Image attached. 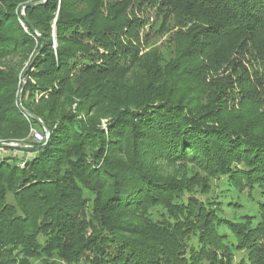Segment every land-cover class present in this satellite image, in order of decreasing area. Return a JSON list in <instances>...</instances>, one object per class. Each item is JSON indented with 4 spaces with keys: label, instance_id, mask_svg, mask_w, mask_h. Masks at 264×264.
Listing matches in <instances>:
<instances>
[{
    "label": "trees",
    "instance_id": "1",
    "mask_svg": "<svg viewBox=\"0 0 264 264\" xmlns=\"http://www.w3.org/2000/svg\"><path fill=\"white\" fill-rule=\"evenodd\" d=\"M37 1L0 0V142L34 154L0 157V264H264V0Z\"/></svg>",
    "mask_w": 264,
    "mask_h": 264
},
{
    "label": "rangeland",
    "instance_id": "2",
    "mask_svg": "<svg viewBox=\"0 0 264 264\" xmlns=\"http://www.w3.org/2000/svg\"><path fill=\"white\" fill-rule=\"evenodd\" d=\"M40 1V0H39ZM37 1V2H39ZM43 1H47V0H42L41 2ZM27 9V8H26ZM21 14H25V9L24 8H21ZM145 33L146 32H142L140 35L141 37H145ZM168 39V36L167 35H164V36H159L158 38H155L153 39V41L151 43H148V46H147V49H146V52L147 51H150L152 48H157L163 55L164 54H167L169 55L170 54V48H169V45H167L165 42L167 41ZM54 44L56 45V37L54 35ZM143 72H142V69H136L135 72H134V75H133V78L134 76L137 77V75H141ZM33 83H35V81H33ZM72 110L75 111L76 110V105L72 107ZM82 118L84 119H87L86 116H82ZM99 128L105 133V138L106 140L108 141L109 140V130H110V123H109V120L106 119V118H101L100 120V123H99ZM36 131H33V135ZM45 134H48L47 132H45ZM33 142H35L36 144L38 145H43L45 143H38L36 142L35 138H32ZM47 140V139H46ZM46 142V141H44ZM4 143V142H2ZM108 143V142H107ZM16 144V143H14ZM32 146H27L25 148H31ZM18 148V147H17ZM15 149V148H13ZM11 155L13 157H17L19 156L20 158H22V160L26 157H31L33 156L34 154L33 153H27L25 154V152H8L6 151L5 149H0V157H2L3 155ZM180 165L176 166V167H171V168H167L165 169V174L167 175H177V176H180L182 178H185V179H190L192 178L193 176L194 177H197L199 181H208L209 182V185L212 187V191L214 194V196L218 195V196H221V195H224L226 198H224L225 201L227 200H231L230 204L232 202H240L241 205H244V207H241V208H238V209H233L231 208L230 206L226 205V206H223V215L224 217L226 218H229V219H235L234 217H238V216H243L245 214H249V215H255L256 217L258 216V214L256 215L257 211H256V206L255 204L249 199L248 197V194H250V191L249 190H244L243 193H239V192H222L221 189H218L217 190V186L220 185L219 181L217 180H210L208 177H207V174L203 171H201L198 167H195L193 164H182L179 163ZM185 174V175H184ZM184 176V177H183ZM223 189H225V187H227V184L224 182L223 185H220ZM192 190L193 192H196L197 194H200L202 192V189L200 187V185L195 181L192 183ZM221 191V192H220ZM220 193V194H218ZM100 196V195H99ZM99 196H97V194L95 195L94 193L90 195V199H91V202L89 203L88 205V208L90 209L89 212H91L92 208L94 207L95 205V202L98 201L100 198ZM238 213V214H237ZM255 216H252V218L254 217V219H256ZM255 223L256 221L253 220ZM247 257V255L245 254L244 251H241V252H238L236 251L234 253V261H233V264H240L242 260H244L245 258ZM57 263L58 264H66V263H63L61 260H57Z\"/></svg>",
    "mask_w": 264,
    "mask_h": 264
},
{
    "label": "water",
    "instance_id": "3",
    "mask_svg": "<svg viewBox=\"0 0 264 264\" xmlns=\"http://www.w3.org/2000/svg\"><path fill=\"white\" fill-rule=\"evenodd\" d=\"M43 3H45V1H43V2H41V1L33 2V3H29V4L23 5L22 8L26 9V8H30V7L35 6V5L43 4ZM23 17L26 19V15L25 14H23ZM40 52L41 51H39L38 54H40ZM23 78H24L23 87H22V90H21V93H20V96H19V101H18L20 107H22L23 90H24V86L26 84L25 75L23 76ZM26 114L29 117H31L32 119H34L36 122H38L42 126L43 130L48 133V137H47V140H46L45 144H43L42 146H39V148H46L48 146V144H49V141H50V131H49V129L47 128L45 123L39 117H37L36 115L32 114L29 111H26ZM27 146L28 145H24V147H27ZM17 147H23V146L20 145V144L2 143V142H0V149H11V148H17Z\"/></svg>",
    "mask_w": 264,
    "mask_h": 264
},
{
    "label": "built area",
    "instance_id": "4",
    "mask_svg": "<svg viewBox=\"0 0 264 264\" xmlns=\"http://www.w3.org/2000/svg\"><path fill=\"white\" fill-rule=\"evenodd\" d=\"M47 137H48V134H43V133H39V132L34 133V138H35L36 142H38V143H43L44 141H46Z\"/></svg>",
    "mask_w": 264,
    "mask_h": 264
},
{
    "label": "crops",
    "instance_id": "5",
    "mask_svg": "<svg viewBox=\"0 0 264 264\" xmlns=\"http://www.w3.org/2000/svg\"><path fill=\"white\" fill-rule=\"evenodd\" d=\"M6 155V154H5Z\"/></svg>",
    "mask_w": 264,
    "mask_h": 264
}]
</instances>
